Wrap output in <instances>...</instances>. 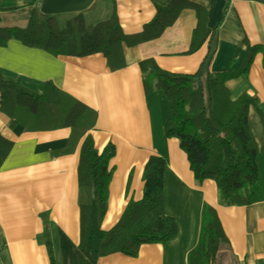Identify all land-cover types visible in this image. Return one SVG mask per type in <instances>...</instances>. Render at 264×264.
Segmentation results:
<instances>
[{"label": "crops", "instance_id": "1", "mask_svg": "<svg viewBox=\"0 0 264 264\" xmlns=\"http://www.w3.org/2000/svg\"><path fill=\"white\" fill-rule=\"evenodd\" d=\"M169 1L93 0L79 12L87 25L114 13L121 31L134 38L154 17L157 7H165ZM175 1L180 4L179 10L158 36L121 42L123 65L119 68L111 69L99 52L52 54L9 38L0 46V75L36 93L42 91L45 81H51L89 116L93 113V122L85 133L91 136L95 150L100 151L107 143L115 149L109 161L112 173L102 229H109L118 220L127 201L142 196L140 174L149 155L166 158L164 212L174 218L176 235L164 244L140 245L135 256L120 252L103 255L97 264H188V252L199 239L205 203L217 211L224 233L213 264H264L262 52L254 54L245 73L239 71L248 44L264 47V2ZM187 3L206 11V26L213 32L191 52L188 48L197 18L195 9ZM30 9L31 5H23L20 0H1L0 28L25 26ZM147 58L163 70L182 74L194 73L207 58L209 71L232 73L227 86L233 96L242 92L257 96L256 106H250L247 114L258 147V185L249 204L222 205L212 180L194 178L178 140L164 133L169 116L166 98L160 90L144 91L138 63ZM75 132L69 124L28 128L17 115L0 110V135L12 142L0 164V264H49L39 237L45 226L54 264H77L76 168L82 137Z\"/></svg>", "mask_w": 264, "mask_h": 264}, {"label": "trees", "instance_id": "2", "mask_svg": "<svg viewBox=\"0 0 264 264\" xmlns=\"http://www.w3.org/2000/svg\"><path fill=\"white\" fill-rule=\"evenodd\" d=\"M20 1L23 5H31L27 24L1 27L0 46L9 38H15L24 45L39 47L52 54L81 56L99 52L111 69L123 65L122 41L132 43L158 36L180 7L175 0L165 7H157L154 17L133 38L121 31L114 13L108 19L87 25L79 11L46 14L39 10L38 0ZM187 6L195 9L197 18L188 48L191 52L208 36L211 38L213 32L206 26V11L195 4L187 3ZM246 51L240 72L247 71L257 51L263 54L264 67L263 46L248 44ZM138 65L144 91L160 90L168 102L169 116L164 133L178 140V147L185 153L194 178L197 181L212 180L222 205L249 204L258 185L255 157L258 147L254 144L247 114L250 106H256L257 96L246 92L233 96L227 86L232 73L209 71L207 58L191 74L163 70L152 58L143 59ZM53 85L51 81H45L42 91L36 93L18 81L0 75V110L10 116L17 115L28 128L69 124L74 127L76 136L82 137L76 168L77 264H97L99 257L114 252L135 256L142 244H164L174 237L177 232L175 220L164 212L163 173L167 161L161 154L149 155L144 164L140 174L142 196L127 201L120 217L109 229L101 228L107 208L112 173L109 161L114 155V146L107 143L100 151L95 150L91 136L85 133L93 122V113L89 116L76 100ZM11 143L0 135V164ZM216 212L211 205H203L199 239L188 252V264H213L217 246L224 239ZM39 237L45 245L49 264H54L47 226Z\"/></svg>", "mask_w": 264, "mask_h": 264}, {"label": "water", "instance_id": "3", "mask_svg": "<svg viewBox=\"0 0 264 264\" xmlns=\"http://www.w3.org/2000/svg\"><path fill=\"white\" fill-rule=\"evenodd\" d=\"M93 0H39L38 7L42 13L56 14L76 12L87 8Z\"/></svg>", "mask_w": 264, "mask_h": 264}, {"label": "rangeland", "instance_id": "4", "mask_svg": "<svg viewBox=\"0 0 264 264\" xmlns=\"http://www.w3.org/2000/svg\"><path fill=\"white\" fill-rule=\"evenodd\" d=\"M66 13H70V12H66Z\"/></svg>", "mask_w": 264, "mask_h": 264}]
</instances>
